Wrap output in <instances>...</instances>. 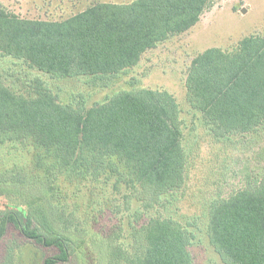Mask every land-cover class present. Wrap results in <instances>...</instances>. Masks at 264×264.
<instances>
[{"label":"trees","instance_id":"trees-1","mask_svg":"<svg viewBox=\"0 0 264 264\" xmlns=\"http://www.w3.org/2000/svg\"><path fill=\"white\" fill-rule=\"evenodd\" d=\"M211 3L99 2L58 21L19 18L0 4V170L16 158L12 151L19 145L48 182L41 208L32 199L24 201L26 209L0 211V236L14 229L39 252L40 264L81 262L84 250L60 215L68 209L75 216L83 208L78 194L86 190L88 207L98 206L96 216L118 200H125L126 210L139 203L130 214V242L123 243L121 226L111 232L107 264H193L189 248L196 236L188 228H197L200 218L224 264H264V173L213 198L208 214L183 225L166 213L178 212L192 156L182 145L173 95L132 88L87 108L81 94L63 101L56 85L83 79L110 88L145 52L194 27ZM185 87L189 108L214 144L264 133V34L246 36L230 51L199 53Z\"/></svg>","mask_w":264,"mask_h":264},{"label":"rangeland","instance_id":"rangeland-1","mask_svg":"<svg viewBox=\"0 0 264 264\" xmlns=\"http://www.w3.org/2000/svg\"><path fill=\"white\" fill-rule=\"evenodd\" d=\"M131 1L0 0V4L19 18L58 21L75 15L95 3L120 4ZM211 2L194 27L145 52L134 67L114 80L110 88L87 86L86 80L83 79L56 83L62 90L60 96L63 101H67L69 96L81 94L86 99L87 108L103 103L115 93L132 88L165 90L173 95L180 110L182 145L186 151H192V156L178 212L168 208L166 213L175 215L183 225L193 221V217L201 216L202 213L208 214L209 204L213 198L227 197L232 192L244 188L247 181L259 178L264 173L263 132L238 135L214 144L199 127V114L194 113L186 102L185 81L194 57L210 48L230 51L242 38L264 34V0H211ZM42 78L52 81L47 76ZM15 146L17 149L12 152L16 154V158L4 161L1 165L0 188L8 190L0 193V211L19 206L26 209V202L32 199L31 204L41 208L48 197L47 179L39 170L33 169L29 152L21 151L22 147L19 145ZM2 172L4 177L1 175ZM57 184L63 187L62 182L58 180ZM68 189L72 191L73 187L69 186ZM13 190H17L16 194ZM27 191L32 193L28 194ZM78 196L83 208L75 216L70 214L68 209L66 213L63 210L60 215L69 228V234L78 237L77 247L82 249L81 251L84 250L81 262L79 259H73L68 264H107L111 260L109 248L112 243L109 237L111 232L115 227L121 226L123 243L130 242L128 227L130 214L139 207V203L133 202L130 209L126 210L125 200H118L112 209H107L103 215L96 216L92 209L97 211L98 206L93 204L88 207V200L91 199H88L86 190H82ZM52 203L55 204V201L52 200ZM117 205H121L119 211L114 210ZM205 221L201 218L196 219L198 227L188 228L196 236L189 248L193 264H224L208 242L203 226ZM40 260L39 252L11 227L0 236V264H40Z\"/></svg>","mask_w":264,"mask_h":264}]
</instances>
